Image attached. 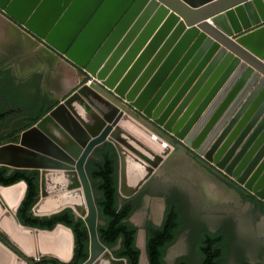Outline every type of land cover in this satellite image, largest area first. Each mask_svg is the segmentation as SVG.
I'll return each instance as SVG.
<instances>
[{
	"label": "water",
	"instance_id": "95a60500",
	"mask_svg": "<svg viewBox=\"0 0 264 264\" xmlns=\"http://www.w3.org/2000/svg\"><path fill=\"white\" fill-rule=\"evenodd\" d=\"M0 10L48 54L94 79L59 98L18 142L0 145V166L39 172L35 216L71 209L84 221L83 264H128L99 236L103 222L87 162L105 143L118 155L120 200L137 195L174 154L187 155L182 146L264 200V0H0ZM166 17L170 23L155 34ZM27 189L24 180L0 184V232L7 237L0 249L16 264L70 262L71 228L20 221ZM60 227L73 237L67 259L50 236ZM41 244L51 251L39 252ZM142 259L148 262L145 247Z\"/></svg>",
	"mask_w": 264,
	"mask_h": 264
},
{
	"label": "trees",
	"instance_id": "16d2710c",
	"mask_svg": "<svg viewBox=\"0 0 264 264\" xmlns=\"http://www.w3.org/2000/svg\"><path fill=\"white\" fill-rule=\"evenodd\" d=\"M86 82L90 77L78 68ZM118 155L115 148L105 143L99 147L87 162V171L90 176L99 208L100 220L103 224L98 227L102 242L114 251L116 257L127 259L128 264H139L140 249L136 246L137 228L129 222V218L136 209L131 199L120 200ZM26 181L28 189L26 196L18 210L20 221L31 227L53 229L58 224L71 228L74 234V255L71 262L65 263L55 259L58 264H83L89 256V234L84 221L76 218L71 209H65L51 216H35L33 206L38 201L39 172L37 170L10 169L0 166V184L8 186L19 181ZM255 202L264 204V201L253 197ZM182 197L177 194L170 202L162 227L150 231L147 243V252L150 264H166L164 257L167 247L177 238L182 229ZM197 249L202 253L201 264H223L219 260L223 248L211 234L204 236ZM179 264H187L183 259Z\"/></svg>",
	"mask_w": 264,
	"mask_h": 264
},
{
	"label": "flooded vegetation",
	"instance_id": "af4514ba",
	"mask_svg": "<svg viewBox=\"0 0 264 264\" xmlns=\"http://www.w3.org/2000/svg\"><path fill=\"white\" fill-rule=\"evenodd\" d=\"M32 37L35 42L37 41L35 43V45H37V48L40 47L41 44L43 45V42L39 38H37L34 35H32ZM41 48L43 50H46L45 45L41 46ZM50 49L53 52H55L52 48ZM15 55L22 56V59L24 58L26 59L27 57H29L28 52H24L23 54L13 52L7 54L5 61L2 60V62H0V145L10 142H18L22 131L36 124L39 119H41L44 115H46L49 111H51L53 107H55L59 102V99L56 98L55 93L49 94L46 91L45 88L46 72L45 71L40 72L37 70L26 75L28 69L22 70L19 63L16 62V64L14 65L13 63L14 61L11 60L12 56ZM49 56H51V54H49ZM78 75L83 76L81 73L79 74V70H78ZM84 77L85 76H83V79ZM72 91L73 90H68L66 93H64V95H68ZM134 114L137 117L142 116V113L140 111H134ZM157 130L162 134H164L168 140L174 143H178V140L176 138L160 131V129ZM182 150L188 156L185 154L182 155V153L179 152L177 154H174L171 157L170 161L172 159L173 161L174 160L178 161V158L181 157L184 158L187 161V163L190 160L192 163L198 165L201 168V169L197 168L199 171L204 172L205 174L207 173V175H210L211 177L218 178L219 180H221L225 184V187L227 189L234 191L242 200L246 201V203H249L251 209H253L261 217H264V204L255 202L253 199V197H256L255 195H253L251 192L246 190L244 187L240 186L235 180L225 175L222 171L216 169L214 165L207 162L204 158L196 154L192 149L182 146L181 151ZM170 161L164 163L161 166V168L157 171V173L143 187V189L137 195L131 198L133 199L132 201L134 202V204H136V208L139 205L141 199H145V197L148 196L147 188L153 183V181L155 180L156 177H158V175L162 174L163 172L169 171L170 169L173 171H177L179 169V167H177L176 165H174L175 166L174 167ZM12 171L13 170L10 169V172ZM118 175H119V170H118ZM200 193L203 194L202 188H200ZM175 196H177V192L175 191L166 194V196L162 199L163 212L159 214L157 213L159 216V220L157 221L156 219L151 218L147 223H145L143 229L138 228L136 224L132 223L131 217L133 214L129 218V222L137 228L136 246L140 249L139 264H144V262H146L142 259V247L140 248V246L137 243L139 235L142 234L141 231H144V235L142 236L144 237L145 240L144 247L147 252L149 233L156 227L157 228L162 227L165 221L166 213L170 206V202L173 198H175ZM222 225L223 226H221V228L217 231L199 233L196 242V253L198 257L196 263L192 262L189 257L182 259L185 262H187V264H194V263L201 264L202 253L199 251V249H197V244L202 238H204V236L206 237L208 236V234H211L213 238L216 239L217 243L220 244V246L223 248L222 255L218 256L220 262H222L223 264H229L228 262L230 256H235L240 259V261L237 264H264L258 259H257L258 261H253L252 257H247V255H245L241 249H239L237 246L233 244L232 234H231L232 232L231 223L225 222ZM179 234L175 239V241L172 244H170L166 249V254L164 257L166 264H168L166 261L167 253L171 248V246L178 239ZM262 237L264 241V234H262ZM0 240L3 241L4 243L7 242V237L3 235L1 232H0ZM258 246H259V251H256V254L264 255V243L263 244L259 243ZM55 259L57 258H52L51 260H45V258H42V260L36 264H58V262L55 261ZM179 261L177 263L175 262L174 264H179ZM146 263L150 264L149 257H148V262Z\"/></svg>",
	"mask_w": 264,
	"mask_h": 264
},
{
	"label": "rangeland",
	"instance_id": "374dc122",
	"mask_svg": "<svg viewBox=\"0 0 264 264\" xmlns=\"http://www.w3.org/2000/svg\"><path fill=\"white\" fill-rule=\"evenodd\" d=\"M151 13L154 16L158 14L156 9H152ZM169 23L170 20L166 17L159 25L155 34H158ZM79 78L80 81L83 80V76L79 75ZM172 160H169L171 164ZM194 168L200 167L189 160L183 169H178L177 171L170 169L158 175L147 188L148 196L145 199H141L135 209L131 217L132 223L136 224L138 228L143 229L145 223L151 218L158 221L159 216L157 215L163 212L162 199L167 193L175 191L181 195L183 202L181 208L182 229L178 239L167 253L166 261L168 264L177 263L180 259L186 257H189L192 262L196 263L198 260L196 242L199 233L217 231L225 222L232 225L233 244L241 249L247 257H252L253 261L260 260L264 263V255L256 254V251H259V243H264L262 237V234H264V217H261L251 209L249 203L242 200L234 191L227 189L225 184L218 178L212 177L211 179L213 180L211 181L219 184L218 186L224 192L218 191L220 194L218 195L217 193L214 200L210 199L204 190L203 194L200 193L202 183L196 182L191 176V171ZM202 175L210 180L208 177L211 176L207 175V173H203ZM102 222L104 223V220ZM137 243L140 248L144 247L145 240L142 234L139 235ZM239 261L238 257L230 256L228 263L237 264ZM144 264L148 263L144 262Z\"/></svg>",
	"mask_w": 264,
	"mask_h": 264
},
{
	"label": "crops",
	"instance_id": "0c3cea01",
	"mask_svg": "<svg viewBox=\"0 0 264 264\" xmlns=\"http://www.w3.org/2000/svg\"><path fill=\"white\" fill-rule=\"evenodd\" d=\"M4 15V16H3ZM30 34V33H29ZM34 43V46H33ZM35 41L17 28L15 21L0 10V62L5 61L7 54L28 52L29 57L12 56L14 65L20 64L22 70L35 69L46 72L45 88L49 94L55 93L57 99L61 98L68 90H74L80 81L77 67L66 62L61 57L42 54L41 46L37 48ZM44 55V56H43Z\"/></svg>",
	"mask_w": 264,
	"mask_h": 264
},
{
	"label": "bare ground",
	"instance_id": "6f19581e",
	"mask_svg": "<svg viewBox=\"0 0 264 264\" xmlns=\"http://www.w3.org/2000/svg\"><path fill=\"white\" fill-rule=\"evenodd\" d=\"M149 3V0H141V5L144 6L146 4ZM140 13V12H139ZM140 16H142V14H138L137 16V19L140 18ZM146 17H144L145 19ZM147 19V18H146ZM150 20V18H149ZM154 20H157L154 18ZM151 21H153L151 19ZM146 22H149V21H146ZM143 27H140V28H137L136 30L137 31H142ZM42 54H48L45 50H43V53ZM44 56V55H43ZM99 60H97L95 62V65L99 64ZM153 144V143H152ZM156 144V143H155ZM154 145V144H153ZM158 147H160L158 144H156ZM161 148V147H160ZM188 164L187 161L184 159V158H178V161L176 160H172V165H176L177 167H179V169H183L184 168V165ZM175 167V166H174ZM181 171V170H180ZM182 172V171H181ZM191 176L193 178V180H195L196 182H200L202 183V189L205 191V193L207 194L208 197H210V199H215L216 196H217V193L218 191H221V192H224L222 190V188H220V186H218L219 184H216V183H213L211 180L212 177H208L210 178L209 179H206V176L203 177V173H201V171H199L197 168H194L192 169L191 171ZM205 178V179H204ZM201 185V184H200ZM220 193H218L219 195ZM232 197V196H231ZM162 205V204H161ZM163 209V207H162ZM162 211V210H161ZM155 214V213H154ZM13 215V214H12ZM158 216V215H157ZM7 223H4L3 224V228L4 230H6L11 236H13L19 243L23 244V241H22V235L18 233V231L14 230L12 227H10L9 225H6ZM142 232V231H141ZM143 235V233H142ZM51 237L53 236V239H55L56 243L61 245L63 248L62 250H57V254L59 256H61L62 258H68L71 256L72 254V248H73V237H72V234L69 230L63 228V227H60L58 228L52 235H50ZM46 237L48 239H50V237L48 235H46ZM41 245H42V248H41ZM40 247H39V252L40 250L41 251H46V252H50L51 250L47 247V244H41ZM30 247V246H29ZM28 251H31L33 252L34 249H30ZM9 255L3 251L2 249H0V262L1 264H16V263H13L11 257H10V260L8 259Z\"/></svg>",
	"mask_w": 264,
	"mask_h": 264
},
{
	"label": "built area",
	"instance_id": "2783aa9c",
	"mask_svg": "<svg viewBox=\"0 0 264 264\" xmlns=\"http://www.w3.org/2000/svg\"><path fill=\"white\" fill-rule=\"evenodd\" d=\"M86 82H87L88 84H91L92 82H94V79L89 78Z\"/></svg>",
	"mask_w": 264,
	"mask_h": 264
}]
</instances>
